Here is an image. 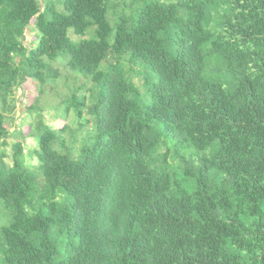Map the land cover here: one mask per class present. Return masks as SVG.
I'll use <instances>...</instances> for the list:
<instances>
[{"label": "trees", "instance_id": "16d2710c", "mask_svg": "<svg viewBox=\"0 0 264 264\" xmlns=\"http://www.w3.org/2000/svg\"><path fill=\"white\" fill-rule=\"evenodd\" d=\"M0 146V264H264V0H0Z\"/></svg>", "mask_w": 264, "mask_h": 264}, {"label": "rangeland", "instance_id": "374dc122", "mask_svg": "<svg viewBox=\"0 0 264 264\" xmlns=\"http://www.w3.org/2000/svg\"><path fill=\"white\" fill-rule=\"evenodd\" d=\"M43 3L52 4L55 10H62V2L63 0H41ZM32 33L28 31L27 41L33 40ZM63 60H66L65 56H59L57 59V63L53 65V67L59 72L61 76L67 74V70L64 66ZM79 80H82L81 78ZM63 79H58V82L51 85L54 87L53 91H50L48 87L46 90L50 92H57L66 94L68 90L63 86ZM48 91V92H49ZM39 97V93L37 90V85L32 80H27V82L21 86V88L17 89L14 95V104L15 107L12 112H5L6 122L5 127L8 129L10 136L6 139L7 144H15L21 143L23 148V153L29 163L36 164V160L34 158L30 159L32 155V151L36 148L35 138L31 134V125L36 121V115L34 113H30L26 116V110L30 107L35 99ZM40 105H42L45 109V120L46 122L55 129H58L65 125L67 122L69 123L70 119H73V114L69 115L67 119L58 109L49 110L54 104H56V97H52L50 94L39 97ZM11 103H9V106ZM6 152L10 154V147H2L0 146V155L1 153ZM31 154V155H30ZM8 163L9 157L5 158Z\"/></svg>", "mask_w": 264, "mask_h": 264}]
</instances>
